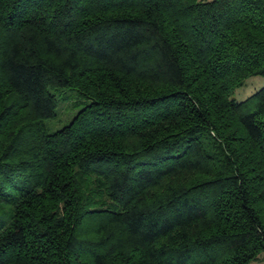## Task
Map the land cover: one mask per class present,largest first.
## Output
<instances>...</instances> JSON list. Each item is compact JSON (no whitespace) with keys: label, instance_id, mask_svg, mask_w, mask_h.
<instances>
[{"label":"trees","instance_id":"trees-1","mask_svg":"<svg viewBox=\"0 0 264 264\" xmlns=\"http://www.w3.org/2000/svg\"><path fill=\"white\" fill-rule=\"evenodd\" d=\"M256 75L264 0H0V264L259 260Z\"/></svg>","mask_w":264,"mask_h":264},{"label":"rangeland","instance_id":"rangeland-1","mask_svg":"<svg viewBox=\"0 0 264 264\" xmlns=\"http://www.w3.org/2000/svg\"><path fill=\"white\" fill-rule=\"evenodd\" d=\"M263 86L264 76H251L245 80L242 86L234 91L231 97L238 101L245 100ZM53 92H55L59 99V106L57 109V118L45 120L49 132H53L69 122L70 118L84 105L83 98L73 88L59 87L55 90L53 89ZM250 264H264V253L259 260L252 261Z\"/></svg>","mask_w":264,"mask_h":264}]
</instances>
